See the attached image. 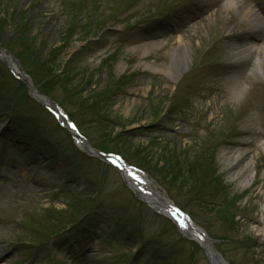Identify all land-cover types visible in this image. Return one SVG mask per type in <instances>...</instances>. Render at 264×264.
Returning a JSON list of instances; mask_svg holds the SVG:
<instances>
[{"label": "rangeland", "instance_id": "374dc122", "mask_svg": "<svg viewBox=\"0 0 264 264\" xmlns=\"http://www.w3.org/2000/svg\"><path fill=\"white\" fill-rule=\"evenodd\" d=\"M217 1L0 0V45L44 79L93 146L145 168L229 262L264 264V111L253 109L264 106V78L243 75V93L231 94L238 16L220 12L214 24ZM182 43L188 69L174 81L165 70ZM3 61V254L16 264H211L117 170L79 151ZM224 150L253 161L249 187L228 177Z\"/></svg>", "mask_w": 264, "mask_h": 264}, {"label": "bare ground", "instance_id": "6f19581e", "mask_svg": "<svg viewBox=\"0 0 264 264\" xmlns=\"http://www.w3.org/2000/svg\"><path fill=\"white\" fill-rule=\"evenodd\" d=\"M252 1L253 0H219L215 9L212 7L213 4L211 3L212 9L209 17L212 18L214 24L219 15H221L219 14L220 12H237L238 22L233 21L236 27L233 26L232 28L235 30L238 28L240 30H237L238 37L231 48V57L235 60L234 64L238 66L242 65V67H239L236 71L237 75L235 74L233 77H237V79L230 87V92L235 98L239 97L246 88V81L243 78L245 70V74H247L246 77L251 74L256 79L264 78V7L253 6ZM224 21L225 20L222 22ZM234 32L236 34V31ZM259 39H261V41L258 42ZM158 43V45H160V42ZM172 52L173 61L165 71L168 73L170 79L176 81L182 73L188 69V47L185 43H182L179 47L172 50ZM0 54L5 56L3 51H0ZM42 101L49 103V101L45 99H42ZM254 111H256V113L263 112L264 106H255ZM81 146L84 148L87 145L82 142ZM250 146H255L258 150L260 147L259 144L253 143H251ZM244 152V150H240L238 153L224 150L220 153L219 158L225 167H230L228 177L231 180L238 181L241 187L247 188L255 180V174L252 169L253 161H244V159H242L245 155ZM122 168L124 176L128 180L131 188L135 190L145 202L159 212L163 214L167 213L169 216L175 217L174 213H176V211L171 207V201L161 194L157 187L153 186L151 181L147 180V177L127 167ZM180 225L184 227L183 231L186 232L191 239L197 241V243L205 248L212 264H225L216 257L212 242L194 222L182 219ZM262 232L264 236V223ZM1 249L2 247L0 245V264H16L15 261L5 256L3 252H1Z\"/></svg>", "mask_w": 264, "mask_h": 264}]
</instances>
